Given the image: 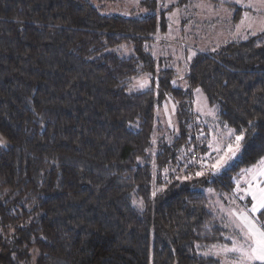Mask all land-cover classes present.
<instances>
[{"label":"trees","instance_id":"trees-1","mask_svg":"<svg viewBox=\"0 0 264 264\" xmlns=\"http://www.w3.org/2000/svg\"><path fill=\"white\" fill-rule=\"evenodd\" d=\"M197 1L125 16L92 0H0V264H221L207 252L231 245L229 230L180 179L210 138L194 90L242 136L196 185L231 193L264 158V32L198 53L176 88L152 47L166 12ZM143 74L150 85L130 91ZM166 96L178 134L153 157Z\"/></svg>","mask_w":264,"mask_h":264},{"label":"rangeland","instance_id":"rangeland-1","mask_svg":"<svg viewBox=\"0 0 264 264\" xmlns=\"http://www.w3.org/2000/svg\"><path fill=\"white\" fill-rule=\"evenodd\" d=\"M94 4L103 7L106 15L145 16L159 14L177 4L179 0H92ZM145 3L146 5H143ZM228 4L242 8V16L235 20L236 10H231ZM149 6V7H148ZM169 27L166 33H158L153 54L156 58L171 68H174L177 77L173 81L176 88L187 89L185 74L193 58L201 52H209L237 37H247L264 32V0H199L188 2L186 7H175L166 12ZM164 59V60H162ZM151 83L149 74L134 78L130 84V91L143 90ZM194 108L196 113L210 127V138L207 150L197 153L188 161V165L195 166L194 173L185 174L182 182H188L204 194L212 203L213 210L221 217V221L229 230L231 241L240 239L239 221L237 217L246 208H251V196L247 194L251 174L245 175L244 169L236 180V188L231 193L218 194L211 187L196 185L203 179H211L220 169L213 167L218 155L227 153V145L236 144L233 129L223 127L217 122V111L209 105L201 89L194 90ZM177 102L170 96L162 98L156 108V127L153 133V148L151 154H156L164 145H169L178 134L176 117ZM233 135H229V133ZM241 141V140H240ZM235 150L239 153L241 145ZM216 149H219L218 153ZM228 155H231L228 153ZM227 159V156H225ZM228 160V163L232 161ZM227 163V164H228ZM225 164V165H227ZM224 165V166H225ZM222 168V167H221ZM197 173H202L198 175ZM255 187V183H253ZM264 187V185H261ZM264 209L255 213L259 220ZM264 223V221H261ZM231 245L212 247L207 252L221 261V264H234L236 254L228 251Z\"/></svg>","mask_w":264,"mask_h":264},{"label":"snow or ice","instance_id":"snow-or-ice-1","mask_svg":"<svg viewBox=\"0 0 264 264\" xmlns=\"http://www.w3.org/2000/svg\"><path fill=\"white\" fill-rule=\"evenodd\" d=\"M233 135V133H229ZM242 139L241 135H236V144L227 145V153L224 155H218L216 163L213 167L221 168L228 163V160L235 155V150L239 148V141ZM235 149V150H234ZM219 153L220 150L216 149ZM230 153L231 155H228ZM227 156V159H225ZM251 174V180L247 181L249 188L247 194L251 196V200L254 202L251 208H246L237 217L239 221L238 228L242 240L237 239L232 241L231 249L228 251L236 254L234 256V264H264V213L261 214L258 220L255 213L264 209V158H261L257 166L252 169H248L245 175ZM201 175L202 173H197ZM255 183V187H253Z\"/></svg>","mask_w":264,"mask_h":264}]
</instances>
